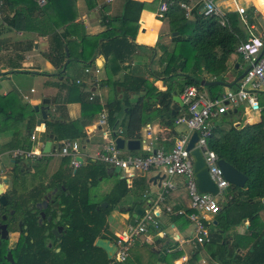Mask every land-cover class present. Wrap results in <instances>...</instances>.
I'll list each match as a JSON object with an SVG mask.
<instances>
[{
	"label": "crops",
	"instance_id": "0c3cea01",
	"mask_svg": "<svg viewBox=\"0 0 264 264\" xmlns=\"http://www.w3.org/2000/svg\"><path fill=\"white\" fill-rule=\"evenodd\" d=\"M35 1L40 8L45 6L44 16H39L38 13H35L33 17L34 20L41 22L40 27L43 32H46L45 36L40 35L36 31H25L23 28L15 29L11 25L15 7L10 8L4 3L0 13V105L4 109L0 112V184H2L3 180H6V183L2 184L3 194L10 192L12 189L16 190L17 201L21 204L20 211L17 213V221L13 223L10 218L7 220L9 224L8 240L6 241L7 252H11L13 261L14 255L12 252L20 240L22 231L27 229L22 222L23 215L28 210H32L35 213L37 212L38 216L35 205L41 203L46 194H53L54 190H56L55 194L59 193V191H64L65 188L63 186L60 187V182L66 181V175H68L69 171L73 175L77 170L84 174L87 160L91 159L90 157L103 146L115 143L116 138L124 139L125 142L129 140H138L140 142V150L138 151H129L126 148L123 150L118 149L122 155L145 156L148 154L146 148L149 145L154 149L162 148L168 151L177 138L188 132L184 125L177 126L174 124L173 128H166L160 125L157 119L145 124L140 129L139 139H128L124 135V128L127 122L126 110L119 114L118 120L113 127L108 124L107 118L105 125H99L100 115L103 111H105L107 116L105 104L108 97V88L104 85L106 60L101 54L99 46L105 44L110 38L122 33V24L118 18L122 14L125 0H52L51 4L46 3V0L43 3H39L40 0ZM134 1L150 4L154 0ZM243 2H250L252 11L246 10L245 16L238 14L236 10L235 13L246 39L264 36V0H243ZM228 5L227 3L226 6ZM239 7L243 6L239 5ZM156 14L151 9L143 10L140 14L138 30L134 40L128 37L129 42L137 46L153 48L154 51L135 50L131 62L110 63L113 66L112 68H114L110 71L116 68L117 72L114 78H121L124 73L121 70L122 67L130 64L131 70L136 75L144 77L158 91H165L166 85L163 79L155 80L150 77L148 72H150L151 68L157 72L163 69V66H160L158 62L162 52L157 44L165 46L171 52L174 49L172 38L177 36L173 34L177 32L171 33L167 20H159ZM69 22L78 23L83 28H67ZM51 30L52 33L50 32ZM80 35L86 37L81 49H79V45L76 46L75 44L71 45L70 49L67 46L63 49L66 53V59L62 69L64 74L60 76L57 68L48 61L46 56L52 49H58V39L60 40L59 42L64 44L68 40L74 43L79 42L78 37ZM80 51L82 56L87 58V65L90 64V66H86L83 60L77 61L76 56L80 54ZM91 58L92 60L89 61ZM112 58L110 56L108 60ZM243 63L237 54L230 56L227 62L228 71L224 75L225 83L222 87L232 89L239 84L240 80L236 85H233L237 78L245 72V69H242ZM85 68H88L90 72L85 73ZM77 81L80 83L77 84ZM173 84L176 88L179 84V79H176ZM34 86H37V91ZM74 88L78 90L77 92L80 95L74 92ZM173 92H176L178 96L181 95L178 94V89ZM204 92L210 96L212 95L208 90H204ZM92 93L95 96L94 100L90 101L88 98ZM218 94L221 95L223 93L219 92ZM135 98L136 96L133 97V99ZM44 100L49 101V104L46 105L48 108L47 120L68 123L81 119L83 114L88 116V119H86L88 122L83 130L86 138L82 141L75 139L80 144L81 154L84 156L82 165L77 169L71 166L69 158L68 165H65L64 160L67 157L59 155V147L64 140H61L52 130L46 129V121L44 124L38 123L41 121V116L40 113L35 112L34 106H40ZM259 100L264 108V94L259 95ZM172 105H175L173 101L170 109ZM236 110L243 111L238 116L243 124L252 125L261 121V114L259 113H255L258 114V120H253L248 114L250 111L245 109V107ZM183 111L184 107L177 114H181ZM221 116L219 115L211 120V135L216 127L225 131L227 130L225 128L230 126L228 124L218 126L215 123L220 122ZM31 117L34 118L33 121H30ZM30 125H33V129L30 131L31 133H28L27 127ZM119 131H121V134H119ZM33 134L35 136L34 140L31 139ZM49 136L55 137L56 141L53 142L49 139ZM49 141H52L53 147L50 152L43 153L44 146ZM28 146L29 149L27 148ZM26 151H33L35 157L27 158L23 154ZM139 152L141 153L139 154ZM55 157L58 159H51ZM17 160L19 161L18 164H16ZM98 163L105 171L101 177H96L93 182H90L92 179H87L84 176L77 178L78 184L83 182L88 184V194L91 202L100 204V208L98 207L96 210H104L109 206L105 199L117 189V186L122 185L123 181L129 190L128 194L119 201L115 209L107 217V229L102 233L105 238H97L109 240L114 244L116 236L129 229L134 208L140 206L143 211L148 209L144 195L146 193L149 194L147 200L154 201L160 194L161 182L158 180L150 182L151 178L159 175V171L152 169L146 173H135L120 170L119 173H114L111 172L114 168L100 162ZM15 164L19 166L21 177L16 185L12 183L13 178L10 175ZM117 175L121 177L115 179L114 176ZM58 176L63 178L60 179ZM69 180L70 183H76L72 178ZM170 181L173 183L174 188L167 194L165 201L156 208L166 237H158L157 232L149 228L148 232L138 236L129 243L128 252L136 251L135 257L139 264H149L150 262L154 264H189L191 257L195 256L194 254L196 253H198L196 264H206L207 261L210 264H218L211 260L209 253L204 247L206 243L199 245L193 241L195 233L187 217L191 210L184 179L176 176L171 178ZM41 184L46 186L47 189L38 190V188H41ZM37 190L39 195H36ZM233 194L236 193L234 191L229 193V199H231ZM52 199L53 196L51 197ZM123 199L126 204L120 206L119 204ZM218 201L221 202L220 200ZM104 203H106V207L102 208L101 206ZM54 207V205L51 206V208ZM165 207H170L173 211L172 214H168L165 211ZM6 208H9L8 204ZM116 210H119L121 218L118 217L119 213ZM177 211H181L183 214L176 215L175 212ZM46 216L48 215L46 214ZM215 217L216 215H205V219L207 222L209 220L210 224L207 229L208 239L209 234L217 224ZM114 220L124 225L125 229L121 232L112 231L111 225L114 224ZM258 220L259 224L255 228H251V224L247 220L227 228L224 238L228 240L229 253L232 258H242L249 250L250 245L248 242L243 241L238 244L239 237L253 238V234H258L256 231L259 233L263 231L264 206L259 212ZM53 221V224H56L55 227L60 226L57 224L56 218ZM124 221H126V224ZM19 222H22L23 226L26 227L21 232L18 228ZM45 223L46 221L42 224L38 222L40 226ZM110 232L115 238L114 242L108 237ZM59 235L56 237L53 235V238L48 240L47 246L53 247L54 239L61 238ZM58 251L59 249H56V252Z\"/></svg>",
	"mask_w": 264,
	"mask_h": 264
},
{
	"label": "trees",
	"instance_id": "16d2710c",
	"mask_svg": "<svg viewBox=\"0 0 264 264\" xmlns=\"http://www.w3.org/2000/svg\"><path fill=\"white\" fill-rule=\"evenodd\" d=\"M10 8H14L12 26L15 29L23 28L25 31H36L45 36L46 32L41 30V22L34 20V14L44 16L45 6L39 7L35 0H2ZM187 0H173L172 4L167 5V10L159 20H167L171 33L177 32L173 37L174 49L169 52L163 45L157 44L162 55L158 62L163 69L154 71L149 70L150 77L155 80L163 79L166 85L165 91H158L157 88L147 81L144 77L136 75L130 68V64L123 66L124 71L121 78L115 79L117 69L110 71L113 66L110 63L131 62L135 50L154 51L153 48L137 46L129 42L128 37L134 40L138 30V21L143 10L151 9L157 13L161 0H154L147 4L134 0H125L122 14L119 21L122 24V33L110 38L105 44L99 46V50L106 60L104 85L108 88V97L105 104L107 109L108 124L113 127L118 120L119 114L125 111L127 122L124 128V135L128 139H139L140 129L147 123L158 119L159 124L166 128H173L175 119L180 115H171L170 106L172 104V92L178 89V94L188 87L200 88L202 80L211 82L225 83L224 75L228 71L227 62L231 55L236 54L239 43L246 39L239 26L237 17L231 18L227 15V23L220 24L216 17H204L195 11L193 21H188L183 10L179 7V2ZM51 4L52 0H46ZM3 5L0 7V13ZM22 24V26H21ZM72 28L83 27L78 23L69 22L67 25ZM52 33V30L50 31ZM66 33V32H65ZM69 36V35H68ZM86 37L80 35L79 42L67 41L65 44L59 42L58 49H52L47 54L48 61L57 68L59 75L64 74L63 63L66 59L64 47L75 44L82 47ZM66 39V38H65ZM113 57L108 60L109 57ZM78 60H83L86 66L87 58L80 54ZM92 58L89 60L91 61ZM208 77L209 79H207ZM179 79V84L175 88L174 81ZM214 85L212 87H222ZM212 87L207 90L216 97L219 94L212 93ZM76 88L74 92L80 95ZM136 96L135 99L133 97ZM263 104V103H262ZM4 109L0 105V112ZM242 110L228 112L220 117V122L228 120L231 122L229 129L222 130L216 127L212 135L207 140V146L214 151L219 160H223L234 167L247 177L243 189L236 188L231 199L220 206V212L216 215V225L209 234V242L204 245L212 261L218 264H264V229L258 234H253V238L239 237L238 244L248 242L249 250L242 258H232L229 253L228 240L224 238L227 228L236 224L248 221L251 228L259 224V212L262 209L261 199L264 197V112L261 113V121L257 124H243L239 120ZM88 116L83 114L82 118L75 122H57L46 120V129L52 130L61 140H84L86 138L84 127L87 124ZM34 118L31 117L30 121ZM31 123V122H30ZM238 124V125H237ZM33 129V125L27 127V132ZM29 149V146L27 147ZM65 159V158H64ZM19 161H16L18 164ZM69 159L64 160L68 165ZM14 165L11 170L12 183L16 185L20 177L19 166ZM99 167H98V166ZM103 165V164H102ZM85 173L77 170L73 175L71 171L66 175V181L60 182L64 191H59L52 201L55 210L60 212V221L57 223L62 226L63 233L60 239H54V246L48 247V240L53 238L50 230L56 224L50 223L48 227L38 224L37 212L28 210L22 222L27 227L22 231L20 240L13 250L15 264H109L106 254L101 249L94 246L97 238H105L103 232L107 229V217L115 209L119 201L124 198L129 190L125 182L117 186L112 194L105 201L109 206L102 210L99 203L91 202L88 192V184L77 183V178L84 176L87 179L101 177L104 168L92 159L87 160ZM72 174V176H71ZM61 176V175H60ZM58 176V178H60ZM61 177L60 179H62ZM70 178L76 183H70ZM54 183V182H53ZM53 185V184H52ZM46 190L47 187L41 184L38 190ZM37 190L36 195H39ZM9 208L0 207V218L7 216L8 220L14 223L17 221L21 204L17 201L16 190L4 194ZM37 198V197H36ZM11 210L15 213L10 216ZM53 219L57 218L56 213H46ZM261 225V224H260ZM25 233H27L25 235ZM240 246V245H238ZM56 249H59L56 252ZM6 241L0 245V264H11L3 258L7 253ZM192 256L189 264H196L198 253Z\"/></svg>",
	"mask_w": 264,
	"mask_h": 264
},
{
	"label": "built area",
	"instance_id": "2783aa9c",
	"mask_svg": "<svg viewBox=\"0 0 264 264\" xmlns=\"http://www.w3.org/2000/svg\"><path fill=\"white\" fill-rule=\"evenodd\" d=\"M162 3L157 11V17H162L167 10V5L172 4L173 0H161ZM40 0L39 3H43ZM193 0L179 2V7L183 10L187 20L193 18V12L204 17H216L220 20L221 25L226 24L225 15L219 10L214 0H197L192 5ZM3 1L0 0V7ZM240 15L245 16V9L237 8ZM236 54L242 62L247 63L245 75L239 81V84L227 92L211 97L203 88L188 87L181 93L180 100L184 104V111L175 119L174 124L177 126L184 125L188 132L177 138L170 150L165 151L162 148L154 149L151 145L146 148L148 153L145 156L122 155L116 148L115 143H109L103 146L92 157V160L108 165L111 168H120L123 171L146 173L152 169L159 171V175L164 178L161 181V192L154 201L147 200L149 194H145L148 209L143 211L142 216L136 221L134 226H129L126 232L116 236L115 245L117 250L110 260L109 264H118L126 261L128 253V245L138 236L148 232L149 228L157 232L160 238L166 237L162 230L159 214H157V206L163 203L167 194L174 188L170 181L173 177H181L185 181V189L187 191L191 213L187 216L194 230L193 241L196 244L209 242L208 227L209 220L205 219V215L215 216L220 212L219 201L216 196L210 193H201L197 189L193 172V160L190 151L186 149L192 133L198 135L194 148H199L202 152L208 175L210 180L215 184L221 193L222 190L229 185L225 181L223 172L217 165L218 157L216 153L207 146V140L211 135V120L219 115H225L228 112L238 108L248 109L251 113L261 114L264 108L260 104L259 95L264 94V36L249 37L241 41L236 49ZM85 73L90 70L85 68ZM97 72V71H96ZM80 82L77 81V84ZM94 94H90L89 100H94ZM106 113L100 115L99 125L106 124ZM121 134V131H119ZM34 140V134L31 135ZM27 158L35 157L33 151L23 153ZM59 155L70 159V164L74 169L79 168L82 164L78 158L84 160L81 154L80 144L76 140H64L59 147ZM264 206V197L261 199ZM1 207V205H0ZM168 214H172L170 207H165ZM176 215H182L183 212L177 211Z\"/></svg>",
	"mask_w": 264,
	"mask_h": 264
},
{
	"label": "water",
	"instance_id": "95a60500",
	"mask_svg": "<svg viewBox=\"0 0 264 264\" xmlns=\"http://www.w3.org/2000/svg\"><path fill=\"white\" fill-rule=\"evenodd\" d=\"M173 35H177V33H174ZM245 73L246 72H243L237 78L236 82L233 85H236L238 81L243 78ZM214 85H224V84L222 82H211L207 80H202L200 82V86L203 88L212 87ZM172 101L174 102L175 105H172L171 107L172 109L171 115L175 116L178 113V111L182 107H184V104L180 100L176 92L172 93ZM47 104H49V101L44 100L40 106H34L35 112L40 113V116H41V121L38 122L39 124L41 123L44 124L48 118V108L46 106ZM49 139H51L53 142L56 141V138L53 136H49ZM197 139H198L197 133L196 132L192 133L190 140L186 147V149L190 151V156L193 160V172H194V178L196 181L197 189L201 193H210L214 196H218L220 192L218 188L215 186V184L210 180V177L208 175V168L206 166L202 152L200 151L199 148H194L195 143L197 142ZM52 141H49L45 144L43 153L50 152V150L53 147ZM115 145H116V148L119 150H123L124 148H126L129 151L140 150V142L138 140H129L125 142L124 139L116 138ZM78 161L81 164L83 162L81 158H78ZM217 165L222 170L224 179L229 185L227 188L222 190V193L229 194L230 192L234 191L236 188L238 189L244 188L246 181H247V177L244 174H242L241 172H239L238 170H236L234 167H232L230 164H228L227 162L223 160H218ZM111 172L119 173L120 168L116 167L112 169ZM163 178H164L163 175L162 176L157 175L151 178L150 182L151 181L156 182L157 180L161 182ZM3 183H6V180H3L2 184ZM2 184H0V205L2 207H6L8 203L2 191ZM55 192L56 190H54L53 194L52 193L46 194L43 201L35 205L38 211V222L39 224H42L44 221H46V223L44 224L45 227H48L50 223H54L51 215L46 216L45 212L48 210L51 214L54 212L56 213L57 215L56 222L60 221V212H57L54 208H51V206L54 205V202L51 200V197L55 194ZM101 207L105 208L106 203H104ZM142 214H143V209L140 206H136L133 210V215L129 223L130 226H134L136 223V220H138V218L142 216ZM10 215L13 216L14 211H11ZM7 220L8 218L5 215H2L0 218V244L1 242L8 240L9 224ZM18 228L20 232L23 229H26V227L23 226L22 222L18 223ZM50 232L55 237L61 233L59 235L61 237L63 233V228L61 226H58V227L52 228ZM94 246L104 251L109 261L112 259L113 255L115 254L117 250V247L115 244L111 243L109 240L101 239V238L95 241ZM3 259L11 264H14L11 252H7Z\"/></svg>",
	"mask_w": 264,
	"mask_h": 264
},
{
	"label": "rangeland",
	"instance_id": "374dc122",
	"mask_svg": "<svg viewBox=\"0 0 264 264\" xmlns=\"http://www.w3.org/2000/svg\"><path fill=\"white\" fill-rule=\"evenodd\" d=\"M197 0H193L192 2V5L196 3ZM255 2V1H254ZM214 3L217 5V7L219 8V10L224 14V15H228L229 17L231 18H234L237 14L235 13V10L237 11V8L239 7V5H242L246 10H248L249 12L252 11V4L250 2L248 3H244L243 0H214ZM229 4L228 6H226V4ZM246 7V8H245ZM189 21H193V18L192 19H189ZM77 65V64H76ZM79 65V64H78ZM243 70L247 67V63H243ZM70 75V74H69ZM207 79H209L208 77H206ZM34 89L37 91L38 88L37 86H34ZM229 88H226V87H212V93L216 94V93H219V92H222V93H225L228 91ZM203 90H207V88H203ZM264 102V100H263ZM246 114V113H244ZM252 118L253 120H258V114H255V113H248ZM218 126H222V124L224 125H231V122H229L228 120L224 121L223 123H220V122H215ZM230 127V126H229ZM228 127V128H229ZM228 128H225V129H228ZM141 152H139L140 154ZM52 160H57L58 158L55 157V158H51ZM121 176L120 175H117V176H114V178H120ZM56 195V194H55ZM53 195V197L55 196ZM217 200H220L221 202H219V206H221L222 204L228 202L229 200V194H223L222 192L216 197ZM126 201L123 199L122 202L119 204L120 206H123ZM55 207L57 208V203L55 204ZM117 213H119L120 215V212L119 210H116ZM118 217L121 218V215ZM124 223L126 224V221H124ZM112 224H113V221H112ZM125 229V226L120 224L119 222H116L114 220V224L111 225V230L112 231H119L121 232L122 230ZM108 237L114 242L115 241V238L112 234V232H110V234L108 235ZM135 254H136V251L133 250L131 252H128L127 253V258H126V261L125 262H122V263H118V264H139V262L137 261L136 257H135ZM144 264V263H142ZM149 264H154L153 262H150ZM206 264H210L209 261H207Z\"/></svg>",
	"mask_w": 264,
	"mask_h": 264
}]
</instances>
